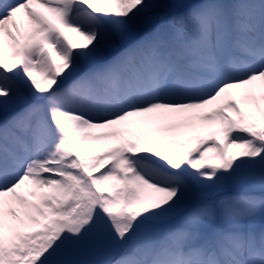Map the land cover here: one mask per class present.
<instances>
[{
	"label": "snow or ice",
	"instance_id": "6c2138e0",
	"mask_svg": "<svg viewBox=\"0 0 264 264\" xmlns=\"http://www.w3.org/2000/svg\"><path fill=\"white\" fill-rule=\"evenodd\" d=\"M257 224L264 0H0V264H264Z\"/></svg>",
	"mask_w": 264,
	"mask_h": 264
},
{
	"label": "rangeland",
	"instance_id": "374dc122",
	"mask_svg": "<svg viewBox=\"0 0 264 264\" xmlns=\"http://www.w3.org/2000/svg\"><path fill=\"white\" fill-rule=\"evenodd\" d=\"M107 143L108 142H99V144H101V145H105ZM230 151L234 152V151H237V149H231ZM261 228H264V225L257 224V228H256L257 232H259L261 230Z\"/></svg>",
	"mask_w": 264,
	"mask_h": 264
},
{
	"label": "bare ground",
	"instance_id": "6f19581e",
	"mask_svg": "<svg viewBox=\"0 0 264 264\" xmlns=\"http://www.w3.org/2000/svg\"><path fill=\"white\" fill-rule=\"evenodd\" d=\"M18 22H19V20H18Z\"/></svg>",
	"mask_w": 264,
	"mask_h": 264
}]
</instances>
